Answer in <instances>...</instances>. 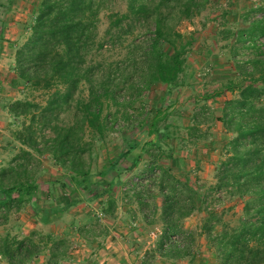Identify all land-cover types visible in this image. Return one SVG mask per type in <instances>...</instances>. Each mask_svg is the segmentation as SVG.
Returning <instances> with one entry per match:
<instances>
[{"label":"trees","instance_id":"obj_1","mask_svg":"<svg viewBox=\"0 0 264 264\" xmlns=\"http://www.w3.org/2000/svg\"><path fill=\"white\" fill-rule=\"evenodd\" d=\"M108 1L35 0L31 4V23L24 41L15 45L14 78L9 85L47 95L43 104L24 97L2 106L12 117L24 120L13 132L18 152L0 167V226L12 211L22 209L39 224L49 225L81 202L97 199H103L102 214L114 217V189L123 185L117 167L139 149L130 169L145 153V180L131 183L122 193L133 198L147 224L158 215L161 230L155 251L160 256L173 261L186 258L187 264H264V0L238 17L230 9L236 0H227L220 11L215 38L224 43L230 74L204 100L226 92L232 96L223 101L216 117L194 114L185 136H178L166 119L172 105L169 96L183 84L180 77L194 42L193 38L183 41L177 27L204 11L210 0H124L125 12L108 13L104 37L99 39V14ZM14 2L7 0V5ZM107 45L124 46L123 58L95 60ZM154 85L160 91L151 96L148 110L142 97ZM138 100L135 115L132 108ZM214 120L228 136L218 141L214 184L206 187L192 177L201 161L194 160L190 166L167 143L179 139L178 145L189 153L188 145L196 146L207 137L200 126ZM134 129L136 136L123 139L121 149L93 173L94 143L105 140L109 131ZM143 136L153 139L142 144ZM42 157L67 177V184L61 178L54 180L60 188L56 203L48 204L38 196ZM153 190L159 204L151 198ZM235 200L242 202V210L230 222L224 216ZM194 212L202 214L197 231L182 226ZM198 237L205 241L203 251L195 247ZM43 249L49 251L47 264H59L67 251L64 240L35 230L21 239L0 235V256L8 264H26ZM149 263L146 258L141 261Z\"/></svg>","mask_w":264,"mask_h":264},{"label":"rangeland","instance_id":"obj_2","mask_svg":"<svg viewBox=\"0 0 264 264\" xmlns=\"http://www.w3.org/2000/svg\"><path fill=\"white\" fill-rule=\"evenodd\" d=\"M35 0H15L9 6L7 0H0V167L5 166L18 152L19 143L14 140L13 132L21 127L24 119L14 118L9 115L2 106L12 99L27 97L43 104L47 93L39 90H29L17 85L12 89L9 81L14 78L13 67L15 45L21 44L28 32L27 26L31 23L30 7ZM259 0H236L230 7L237 17L244 10L255 5ZM107 8L102 9L99 14L98 36L103 39L104 31L108 25V13H123L126 10L124 0H109ZM227 0H210L206 9L189 20H183L177 27L182 35V40L194 39L187 53V66L180 80L183 84L175 88L169 96L171 106L166 110V119L178 136H185L186 127L190 125L194 114L212 113L214 117L220 114L223 101L230 98L232 94L226 92L220 97H212L204 100L206 96L212 95L230 74L228 54L223 48V42L216 40L215 32L220 21V11L226 8ZM258 15V14H257ZM234 25L235 19H229ZM125 48L111 47L107 45L94 56L95 60L104 62H115L123 58ZM160 87L154 85L151 90L142 97L150 109V101L153 93H158ZM264 104V99L262 100ZM140 101L133 104L132 112L137 114ZM113 112L114 107L110 108ZM200 128L206 132L207 137L200 140L196 146L188 145L189 153L178 145L177 140L168 141L179 150V156H183L190 166L194 160H200L198 170L192 173V177H198L199 184L206 187L214 184V163L218 159L220 138H227L221 130L219 122L202 124ZM137 129L126 131H109L105 140H97L92 147V172L100 168L108 158H112L116 150L121 149L125 138L136 136ZM152 137L143 136L142 144ZM210 141L212 150L209 151ZM140 152L136 149L127 159L120 162L117 171L121 174L122 186L114 189L117 209L114 217L102 214L103 199L84 201L70 208L59 221L41 225L28 213L27 209L18 212L12 211L8 222L0 226V235L9 234L21 239L35 230L41 234L51 236L56 240H64L67 248L66 254L60 256L59 264H141L146 258L149 264H187V259L170 260L160 256L156 247V238L161 230V222L158 215L153 216L152 222L147 224L140 213L133 198H127L122 191L130 189V184L141 183L146 175H142L147 157L143 153L138 165L130 169L133 157ZM64 171L59 170L47 157L41 158V165L37 174L38 196L46 203H56V197L60 188L54 182L61 178L67 184ZM107 178L106 180H108ZM96 176H93V181ZM156 190L152 191L151 198L160 202ZM232 211L225 214L227 221L234 220L241 214L242 202L233 201ZM202 214L194 212L182 221L185 229L197 231ZM81 230V232H79ZM82 233V234H81ZM203 238H196L195 247L204 250ZM50 259L48 249L34 256L26 264H47ZM0 264H8L0 256Z\"/></svg>","mask_w":264,"mask_h":264}]
</instances>
